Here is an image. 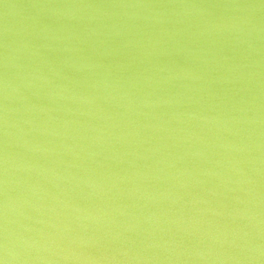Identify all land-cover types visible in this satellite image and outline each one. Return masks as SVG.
I'll use <instances>...</instances> for the list:
<instances>
[{
  "label": "water",
  "instance_id": "95a60500",
  "mask_svg": "<svg viewBox=\"0 0 264 264\" xmlns=\"http://www.w3.org/2000/svg\"><path fill=\"white\" fill-rule=\"evenodd\" d=\"M0 264H264V0H0Z\"/></svg>",
  "mask_w": 264,
  "mask_h": 264
}]
</instances>
